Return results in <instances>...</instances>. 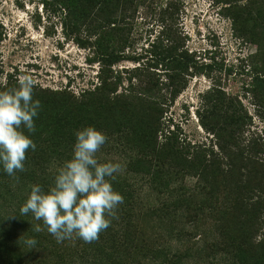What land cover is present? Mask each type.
Returning a JSON list of instances; mask_svg holds the SVG:
<instances>
[{"label": "rangeland", "instance_id": "1", "mask_svg": "<svg viewBox=\"0 0 264 264\" xmlns=\"http://www.w3.org/2000/svg\"><path fill=\"white\" fill-rule=\"evenodd\" d=\"M58 1L0 0V90L30 74L41 102L25 171L0 164V264H264V90L253 85L264 4L120 0L103 11L77 0L73 22ZM101 32L114 64L85 45ZM168 48L186 70L180 57L160 61ZM87 126L109 138L100 161L124 167L112 181L124 202L98 241L57 243L19 209L31 185L53 186Z\"/></svg>", "mask_w": 264, "mask_h": 264}, {"label": "clouds", "instance_id": "2", "mask_svg": "<svg viewBox=\"0 0 264 264\" xmlns=\"http://www.w3.org/2000/svg\"><path fill=\"white\" fill-rule=\"evenodd\" d=\"M35 85L32 75L22 74L17 86L0 90V164L12 177L25 171L26 154L37 147L26 134L35 132V118L41 110V102L33 99ZM75 136L72 156L58 168L53 186L45 191L39 184L31 185L19 209L20 216L31 214L35 221H42L44 227L34 224V232L46 228L57 243L76 238L85 243L98 241L112 220L118 219L124 202L112 184L123 165L101 162L97 156L108 136L94 126L76 131ZM25 244L34 248L37 241L29 238Z\"/></svg>", "mask_w": 264, "mask_h": 264}, {"label": "trees", "instance_id": "3", "mask_svg": "<svg viewBox=\"0 0 264 264\" xmlns=\"http://www.w3.org/2000/svg\"><path fill=\"white\" fill-rule=\"evenodd\" d=\"M97 4H99V6L102 7V10L104 11L109 5L110 3L114 2V3H118L120 0H96ZM60 3L62 5H60ZM58 1V3H56V6H62L61 9H63L65 12L68 13V18L71 21H75L76 18H72V16L76 15L75 12L78 10V1L77 0H62V1ZM253 4L255 5H262L264 4V0H253L252 1ZM62 28L64 29V31H68L69 33H79V29L77 28V25L74 23L69 22V20L67 21V19H63L62 22ZM105 34V35H104ZM167 34V33H166ZM165 34V35H166ZM109 34L104 33H99V34H94V38L90 39L92 40L90 43L86 42V46H89L91 48H93L94 50V54L100 59L101 63H106V64H114L117 61V56L118 53L115 52L114 50H111L109 47H107L108 41L110 36H108ZM168 37V34L166 35ZM109 37V38H108ZM80 44H82L81 42H79ZM173 48H168V49H164L163 52L160 53V55H158V58L160 59V61L162 63L165 62H170L171 60L174 59V62H176V54L173 52ZM180 56L177 57V59ZM187 57H185V55L183 57H180V60H187L184 62V64L182 65L181 63H179L180 67H182L183 69L186 70L187 66L190 65L191 61H189L188 59H186ZM172 62V61H171ZM178 64V63H177ZM185 71H182L179 74L183 75V78H181V80H184L185 77ZM176 85L179 86V83H176ZM253 85L254 86H258L259 88H261L262 90H264V75H260V76H256L253 78ZM99 91L104 90L103 88L98 89ZM179 93V87H175V90L172 91L171 96L174 98L177 94ZM229 119H232L229 118ZM76 124L75 123H71L70 124V133L72 134V131L76 128ZM110 248H114V246H111ZM117 251L116 247L114 249V251Z\"/></svg>", "mask_w": 264, "mask_h": 264}]
</instances>
